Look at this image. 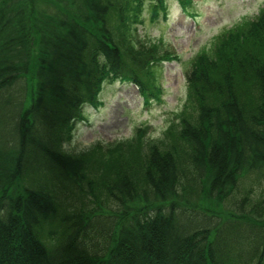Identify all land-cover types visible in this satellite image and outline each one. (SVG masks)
I'll list each match as a JSON object with an SVG mask.
<instances>
[{
    "label": "trees",
    "instance_id": "16d2710c",
    "mask_svg": "<svg viewBox=\"0 0 264 264\" xmlns=\"http://www.w3.org/2000/svg\"><path fill=\"white\" fill-rule=\"evenodd\" d=\"M141 4L0 0V264H264V8L191 60L160 137L65 148L104 82L158 100L176 56Z\"/></svg>",
    "mask_w": 264,
    "mask_h": 264
},
{
    "label": "rangeland",
    "instance_id": "374dc122",
    "mask_svg": "<svg viewBox=\"0 0 264 264\" xmlns=\"http://www.w3.org/2000/svg\"><path fill=\"white\" fill-rule=\"evenodd\" d=\"M141 1L136 36L157 42L176 56L155 67L158 100L144 104L133 84L104 82L98 105H84L80 109L82 120L74 121L70 139L65 142L70 152L83 151L96 141L106 144L128 139L138 127L147 128L148 138L160 137L186 103L184 72L191 60L200 50H209L224 29L251 20L264 8V0H190L186 9L180 10L177 0H162L165 18L159 15L152 19L151 7L157 5V0Z\"/></svg>",
    "mask_w": 264,
    "mask_h": 264
}]
</instances>
